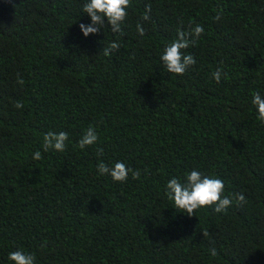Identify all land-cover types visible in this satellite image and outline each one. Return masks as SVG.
I'll return each instance as SVG.
<instances>
[{"label":"trees","instance_id":"trees-1","mask_svg":"<svg viewBox=\"0 0 264 264\" xmlns=\"http://www.w3.org/2000/svg\"><path fill=\"white\" fill-rule=\"evenodd\" d=\"M85 2L0 0V264L15 250L35 264H264V0H131L122 36L105 17L87 37ZM196 25V64L169 73L161 54ZM90 126L99 139L80 149ZM50 131L65 151H44ZM116 161L140 177L98 173ZM194 169L246 203L176 208L166 185Z\"/></svg>","mask_w":264,"mask_h":264},{"label":"clouds","instance_id":"clouds-1","mask_svg":"<svg viewBox=\"0 0 264 264\" xmlns=\"http://www.w3.org/2000/svg\"><path fill=\"white\" fill-rule=\"evenodd\" d=\"M131 6V0H86L82 10L84 13L89 14L91 23H81L80 29L85 37L89 34H96L102 28L104 29L106 25L104 18L106 17L107 25H110L112 32L122 36V25L128 16L127 10ZM150 19L151 5H148L141 16V20L148 21ZM216 19H220L219 14ZM137 30L141 36L144 35L145 29L142 23H137ZM203 32L204 28L202 25H196L189 32L181 30L178 32L177 38L165 47L160 59L169 73L183 75L190 66L196 64L195 57L190 53H186L185 50L195 42L192 38H199ZM120 47L121 45L118 41H113L107 47H104L103 51L105 55H110L113 50H119ZM222 75H227L222 68H217L212 73L217 83L220 82ZM17 82L20 85L24 84V80L19 75L17 76ZM252 104L258 110L257 119L264 123V96L258 91L254 92ZM14 107L22 109L24 105L21 101H17ZM68 138V134L64 131L59 133L47 132L43 138V149L44 151L54 149L63 152L66 149ZM98 139L99 136L95 128L90 126L79 140L78 147L85 149L87 146L95 144ZM99 152L102 153L103 149H99ZM40 159H42L41 152H34L33 160ZM97 169L100 175H110L114 181L121 183L128 179L129 173L134 179L140 177L139 170L130 169L123 161H116L111 167L106 163H99ZM166 188L167 195L169 199L174 200L176 208L182 209L189 216H195L196 210L202 207L215 205L214 210L219 213L225 211L233 203V200L240 204L246 203V197L242 193H234L231 197L223 195L225 190L224 181L216 176L205 175L198 169L191 170L186 175L184 182H181L177 177L171 178ZM203 235L207 236L208 233L203 232ZM210 254L215 256L216 250L210 249ZM8 259L13 261L14 264H35L36 258L34 254L26 253L23 250H15L9 253Z\"/></svg>","mask_w":264,"mask_h":264}]
</instances>
